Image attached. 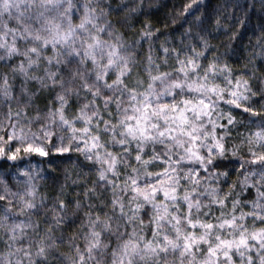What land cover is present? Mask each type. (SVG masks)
<instances>
[{
    "label": "clouds",
    "instance_id": "1",
    "mask_svg": "<svg viewBox=\"0 0 264 264\" xmlns=\"http://www.w3.org/2000/svg\"><path fill=\"white\" fill-rule=\"evenodd\" d=\"M160 3L0 0V264H264V0Z\"/></svg>",
    "mask_w": 264,
    "mask_h": 264
},
{
    "label": "trees",
    "instance_id": "2",
    "mask_svg": "<svg viewBox=\"0 0 264 264\" xmlns=\"http://www.w3.org/2000/svg\"><path fill=\"white\" fill-rule=\"evenodd\" d=\"M192 0H161V3L158 7L154 8L151 12V14L146 17L147 22L149 23H156V27L160 29H165L166 27L169 30H172L176 28L177 26L171 25V22L168 21V24L166 25L164 23V18L176 15V14H182L184 16H188L187 12L183 11V6L185 3H191ZM196 4L199 5L198 8H194L192 12V16L198 15L201 12H204L209 17L210 24H215L214 21L217 16L220 15L222 9H223V0H196ZM245 7H247V3H245ZM236 15H242L239 11L236 12ZM159 17V22H156V19ZM249 18L250 22L254 26L257 23L264 22V16L260 15L259 5L257 4L256 7L250 9L249 11ZM227 22L226 20L222 19V23ZM236 28L239 29V32L242 35H239L237 37V41L235 43H239L240 45V51H243V44L247 42L248 35L250 34V30L248 28V21H246L245 24H240L239 21H235ZM53 155H59L58 153H53Z\"/></svg>",
    "mask_w": 264,
    "mask_h": 264
},
{
    "label": "snow or ice",
    "instance_id": "3",
    "mask_svg": "<svg viewBox=\"0 0 264 264\" xmlns=\"http://www.w3.org/2000/svg\"><path fill=\"white\" fill-rule=\"evenodd\" d=\"M198 7H199V5L196 4V0H192L191 3H185L184 4L183 11L184 12H187L188 13V16H192V12H193L194 8H198ZM186 18H187V16H186ZM194 19L202 20L203 17L200 16V15H196V16H194ZM214 23L216 25H219V23H220L219 19L216 18L215 21H214ZM208 24H210V22L209 21H206L203 24V26L207 27ZM189 64H191V59L189 60ZM210 67H211V65H210ZM181 71H183V68H181ZM186 103H188V102L186 101ZM205 107H207V105H205ZM245 110L247 111V109H245ZM24 151H32V152L38 153L41 156L48 155V153L43 148H40V147H32L31 145L26 146L25 149H24ZM56 151H60V149H56ZM9 158L10 159H15V152H11L9 154ZM241 243H244V241L241 240Z\"/></svg>",
    "mask_w": 264,
    "mask_h": 264
}]
</instances>
